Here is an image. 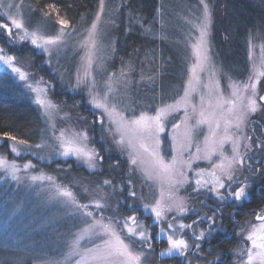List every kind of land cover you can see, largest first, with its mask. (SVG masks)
Instances as JSON below:
<instances>
[{"label": "rangeland", "instance_id": "rangeland-1", "mask_svg": "<svg viewBox=\"0 0 264 264\" xmlns=\"http://www.w3.org/2000/svg\"><path fill=\"white\" fill-rule=\"evenodd\" d=\"M240 1H248L260 6L262 13L254 19L246 33V70H240L233 61L230 62L231 69L237 68L244 72L238 76L236 73L233 74L234 72L231 73L223 61V55L231 54L229 43L231 35L229 37L222 25L228 1L206 0L211 12V24L207 36L210 61L203 71L197 69L200 82L196 86V92L190 97L187 116L185 108L181 106L178 111L172 112L165 118L164 131L159 134L160 144L157 150L165 162H170L173 155H176L178 161L181 159L191 161L192 165L189 168L186 164L181 166L178 163L177 172H183L184 175L174 177V180L181 181L180 183L170 184L166 180L148 178L144 169H150V157L139 148V141L133 140L135 148L127 143L123 145L117 143L120 137L115 134V125L110 122L103 109H96L90 103L92 96L89 94V89L93 88L92 94H98L101 100L105 93L108 94L110 109L115 107L116 112L119 113L116 119L123 117L125 120H131L139 117L141 113L154 116L157 109L175 104L184 96L185 86L192 75L190 69L195 63L192 44L196 43L199 36V31L194 25L200 24L203 15L200 0H162L161 6L158 5L156 10L154 8L152 18L148 22L143 19L140 21V18L137 21L134 20V25L140 28L144 35L162 45H159V55H162V59L155 52L156 55L151 53L146 60L138 64L120 57L114 59L116 52L114 28L123 17L124 23L130 19L129 13L123 15L119 12L121 11L120 0H104L103 12H100V0H97L95 11L89 20L86 21L84 17H80L75 23H69L57 11L48 13L51 12L50 9L46 11L47 15L46 12L37 13L28 0H2L0 24H9L12 28V39L16 38L17 32L23 34V30H17L11 25L4 15L9 12L20 19L29 32L39 30V35L61 36V39L56 44L49 45L48 51L36 48L30 40L20 41L15 46H10L7 31L0 29V48L4 49L7 55L17 57L15 61L17 66L30 73V81L34 85L36 81H40L41 86L47 89V95L44 98L56 105L51 116H46L44 110L34 102L36 94L26 88L24 82L16 81L18 88L22 87V90L28 94L29 104L36 109L43 126L38 143L28 142L31 148L22 149L19 156L10 150L12 141L8 139L5 141V138L0 136V146L2 142H5V146L0 147V156L20 166V171L17 173L18 180L12 179L3 169H0V264H76L79 256H69V247L78 231L85 227V221L91 223V218L83 216L82 210L78 211L74 206L68 205L63 197L58 196L54 184L71 190L80 204H87L90 200L102 196L107 204L102 213L94 210V206H90L88 211H93L97 219L102 214L105 217V223L108 222V217L113 218L114 224L118 222L117 231L125 242L131 245V250L145 254L142 257V264H212L218 257L222 259L223 264H248L246 250L251 247V243L246 240V237L251 226L260 223L257 216H264V208L256 213L244 227L237 230L235 249L225 252L224 256L220 252L210 253L217 246H209L215 245V243L212 244L211 237L217 231L222 232L218 226L221 206L226 202L240 206L242 202L229 199L222 203L215 192L211 191L212 177L209 173L214 170V164L221 162L219 151L212 156L211 160L194 158L197 155L203 157L204 140L209 135L207 124L197 125L201 107L200 96L203 95L205 98L206 109L209 99L215 104L221 94L225 99H234L230 85L250 82L249 77H252L251 83H256V99L261 107L256 113L249 115L243 126V134L251 137L249 143L252 147L246 152L244 165L237 168L235 173L237 183L233 184L232 191L237 190L241 184H249L246 181L249 173L248 158L261 147L262 137L254 133L253 124L259 122L264 125V101L259 100L260 96H264V77L257 81L253 66L264 71V65H261L260 48V45L264 44V0ZM9 4L14 7L9 9ZM98 12L100 19L96 21ZM61 19L66 20L68 24L62 25L59 22ZM93 22L97 23V29L92 38L95 41L94 48L89 39ZM61 29H63V35H61ZM125 29L129 31L128 28ZM89 54L92 60L91 68H87ZM0 68L4 70L3 65H0ZM86 68L89 76L77 87V76L79 74L81 78H84ZM178 75L181 76L178 77ZM210 81L215 89L211 96L208 88L205 87ZM109 87L111 92H108ZM244 95L246 97L251 95V89ZM239 104L240 102L237 101L238 106ZM192 105L196 106V112H193ZM174 124L180 127L174 129ZM96 126L98 128L95 131ZM186 126L194 128L192 146L184 149L182 154L179 151L174 152L173 136L182 138ZM61 130L87 131L88 147H94L104 158L103 150L99 148L101 145L107 155L124 162L125 183H119L113 187V185L102 183L110 179L99 182L92 176L90 178L87 175L76 174L73 167L82 168L88 173L99 172L102 170L103 159L96 169H89L75 156L58 155L59 143L56 137ZM232 131L236 130L232 129ZM239 134L237 132V135ZM127 139L128 137L126 141ZM145 142L150 148L154 147L153 140ZM36 145H42V147L36 148ZM243 145L242 140V152L245 151ZM197 147H200V153H197ZM222 151L224 156L230 157L231 143H225ZM138 153L142 155L145 163L133 165L131 159ZM28 162H31L34 167L23 168V165ZM50 162L56 163L51 165L52 170L44 166ZM216 171L219 175V170ZM41 174L54 179L53 181L31 180L32 176ZM198 179L208 183H202L198 187L196 185ZM85 187L88 189L87 192H84ZM220 191L227 195L225 189ZM131 192H135L136 195L133 197L130 195ZM206 198L213 201V207L208 208L204 202ZM173 199L183 200L188 210L179 213L173 208L171 212H166L160 221L155 219V214L151 211L143 210V205L154 206L158 200L162 203H171ZM217 209L220 211H215ZM214 211V222L209 221L206 217L213 216ZM189 215L195 217V223L194 221L187 223L185 217ZM132 216H135L137 221L148 230L151 239L147 243L152 245L151 249L147 248L146 243L139 242L138 236L133 239L128 238L127 229L123 228V225L125 218ZM232 220L236 219L233 217ZM169 222L176 225L179 223L192 225L191 228L184 229L182 233L177 232L175 237L180 238L182 235L192 245L184 257L159 255L168 247L166 236L172 234V230L167 229ZM234 222L237 224L236 221ZM128 225L134 226L132 221H128ZM161 228L166 230L164 235L160 234ZM201 231L205 233V236L197 239ZM224 237L228 238L229 233ZM103 238L107 239V237ZM100 242V239L96 237H92L89 242L86 237L80 243L82 247H92L93 243ZM196 245H199V248ZM205 246L207 248L203 251ZM239 249L245 250L244 255H238Z\"/></svg>", "mask_w": 264, "mask_h": 264}, {"label": "snow or ice", "instance_id": "snow-or-ice-1", "mask_svg": "<svg viewBox=\"0 0 264 264\" xmlns=\"http://www.w3.org/2000/svg\"><path fill=\"white\" fill-rule=\"evenodd\" d=\"M200 4L203 6V15L201 22L198 25H194L199 31V36L196 40V43L192 44L193 56L195 63L191 66V73L184 91V96L175 102L173 105H165L156 110L154 116H149L146 113H141L139 117H136L131 120H125L123 117L116 119L115 117L119 116V113L116 112L115 107L110 109L108 104V94L105 93L102 100L98 98L97 95H93V88L89 89V94L92 96L90 103L96 109H103L104 113L108 115V118L112 124L115 125V134H118L120 139L117 141L118 144L127 143L130 147L135 148L133 140L139 141V148L143 150L144 153H147L150 157V169H144L148 178H157L162 181H168L171 183H180L181 181L174 180L176 175L183 176V172H177V164L181 166L187 165L191 168V161H184L181 159L177 160V156L173 155L170 162H165L163 157L160 156L158 152V147L160 144L159 134L164 131V120L172 112L178 111L181 106L185 108L187 116V106L189 104L190 97L192 93L196 92L197 85L199 84V76L197 75V69L203 71L210 61L208 56V47H207V36L208 29L211 24V12L209 10V4L206 0H200ZM3 6L2 0H0V7ZM9 9L14 7V5L9 4ZM50 8H55V5H49ZM104 9V0H100V12H103ZM7 19L11 22V25L17 30H23V34L17 32L16 38L12 39V28L9 27V24L2 23L0 24V29L7 31V36L10 46H15L20 41H29L38 49H43L48 51V46L56 44L60 41L61 36L56 37H45L38 34V31L29 32L25 27L24 23L13 16L10 12L4 14ZM47 15V13H46ZM100 13H97L96 21H99ZM62 25H67L66 20L61 19L59 21ZM97 29V23L93 22L91 30L89 32V39L91 40L92 47H95V41L92 39L95 35ZM61 35H63V29H61ZM250 48L252 47L251 37L249 38ZM261 48V65H264V44L260 45ZM251 56V52L249 53ZM17 60L16 56L7 55L5 50L0 48V65L4 66L5 73L9 74L15 81L24 82V86L28 88L32 93L36 94L35 103L39 105L43 110L46 116H51L52 110L56 108V105L53 104L50 100H47V89L41 86L40 81H36L35 85L30 81V73L26 72L23 68L17 66L15 61ZM92 60L91 54L88 57L87 68H91ZM254 73L256 80L259 81L261 77H264V71L260 68H257L255 65ZM87 68L84 72V78H81L78 74L77 76V87L84 83L86 78L89 76ZM43 78H41L42 80ZM252 77H249L250 82L243 83H233L230 85L232 89V97L234 99H225L223 95L216 100V103L213 104L212 100L209 99L207 109L204 107L205 98L203 95L200 96L201 107L199 110V119L197 120V125L207 124L209 127V135L205 137L204 148H203V157L200 155L195 156V159H205L211 160L212 156L219 151L221 162L219 164L213 165V171L209 173L212 177V188L211 191L215 192L218 200L220 202H225L229 199L236 202H245L250 199L249 188L250 185L247 183L241 184L237 190L232 191L233 184L237 183L235 173L238 166H243L245 163L246 152L251 150V137L245 136L243 134V126L247 121L251 113H256L260 109V105L257 103L256 94L257 88L256 83H251ZM93 86L95 81L93 80ZM2 86V85H0ZM208 88L209 95L211 96L212 92L215 90L212 87V82L210 81L209 85H205ZM251 89V95L245 96L244 93L248 92ZM108 92H111L109 87ZM259 100L264 101V96H260ZM237 101L240 102L239 106ZM246 101V103H245ZM193 112H196V106L192 105ZM221 123H223V128H221ZM55 127V125H53ZM103 127V125H102ZM180 125L174 124L173 128H179ZM235 129L236 131H232ZM194 128L185 127V131L182 138H177L173 136V151H179L181 154L184 149L191 148L192 146V133ZM237 132L240 134L237 135ZM4 137H7L8 140L12 141L10 145V150L12 153L17 156L21 155L22 149H30L31 145L28 144V141L18 139L16 136H12L9 133L5 132ZM126 137H128L126 141ZM59 148L58 155L63 157L75 156L77 160H82L89 169H96L100 164V161L103 157L100 153L94 148L88 147L89 136L87 131H74V130H61L59 135L56 137ZM146 140H153L154 147H149L145 142ZM244 141L245 151H241V141ZM231 143V152L230 157L224 156L223 146L225 143ZM260 150L264 151V140L260 141ZM36 148H41L42 145H36ZM200 147H197V153H200ZM133 165L144 164L145 161L141 154H137L131 159ZM34 167L31 162H28L23 165V168L29 169ZM0 169H3L12 179L18 180L19 177L17 173L20 171V166H18L14 161L9 162L5 157L0 156ZM219 170V175L216 170ZM203 172V170H201ZM200 175V173H198ZM53 177L44 176L43 174L39 176H32L31 180H48L53 181ZM227 181V183H226ZM103 185H111L110 180H104ZM131 183V181H129ZM203 184H207V181L198 179L196 180V185L199 187ZM56 194L65 199V202L74 206L78 211L82 210V215L85 217L91 218V223L85 221V227L80 229L71 241L69 247V256H79V259L76 261V264H142V257L145 255L143 252L135 253L131 250V245L125 242V239L117 231V224H114L113 218L108 217L107 223H105V217L101 214L100 218L97 219L93 215V211H88L90 206H94V210L100 211L107 207V204L104 202V198L101 196L98 199H92L87 204H80L75 196V194L69 190L67 187L62 185H53ZM99 187V186H98ZM220 189H225L227 195L224 192H221ZM87 187L84 188V192H87ZM130 195L133 197L136 195L135 192H131ZM131 207V205L129 206ZM175 208L179 213H184L188 209L184 206L183 200L173 199L171 203H162L161 201H156L154 206L143 205L144 211H151L155 214V219L160 221L166 212H171ZM215 211H220L217 209ZM215 211L213 216L206 217L209 221L215 219ZM176 219V218H174ZM259 224H254L251 226L249 234L246 237L247 241H250L251 247L246 250L247 262L248 264H264V216H257ZM128 221H132L134 226H129ZM195 223V221L193 222ZM192 225L179 223L178 225L169 222L167 224V229L172 230L171 235H167V244L168 247L166 250L160 252V256L173 257L179 255L184 257L185 253L189 251L192 247L189 241L184 239L181 235L180 238H175L177 232L182 233L184 229L191 228ZM123 228L127 229L128 238L133 239L134 237H139V242L146 243L147 248L151 249L152 245L147 243L151 237L148 235V230L144 228L142 223L137 221L135 216L126 217ZM143 229V230H141ZM166 233L165 228L160 229V234L164 235ZM205 233L200 232V237L203 238ZM88 238V241L91 242L92 237L100 239L99 244L93 243L92 247H82L81 241L85 238ZM103 237H107L104 239ZM199 248V245H196ZM244 249L238 250V255H244ZM212 264H223L221 258H217L216 261Z\"/></svg>", "mask_w": 264, "mask_h": 264}, {"label": "trees", "instance_id": "trees-1", "mask_svg": "<svg viewBox=\"0 0 264 264\" xmlns=\"http://www.w3.org/2000/svg\"><path fill=\"white\" fill-rule=\"evenodd\" d=\"M31 3L32 8L37 13H59L69 23H75L80 17H84L85 20H89L95 11L97 0H28ZM121 8L119 11L121 14L129 13L127 23H124V17L114 28L115 35V50L114 59L122 58L131 60L137 64L146 60L148 55L157 52L159 55L160 43L154 39L144 35L142 30L134 25V20L137 21H149L152 18V14L157 9V6H161L162 0H120ZM228 3L225 6V14L222 21V25L225 31L229 34V43L231 54L228 56L223 55L224 65L231 73L242 75L247 67V56L245 51L246 33L253 24V21L262 12V8L248 1L240 0H227ZM49 5H55V8H50ZM163 5V4H162ZM47 13V12H46ZM129 26V27H127ZM125 28H128L126 30ZM230 30L232 33L230 34ZM162 46V45H161ZM29 54V53H28ZM156 55V54H155ZM159 57L162 59V55ZM156 58V56H155ZM228 58V59H227ZM240 68L231 69L230 62ZM44 72V70L42 71ZM181 75H178L180 77ZM0 136L4 137L5 132L12 136H16L18 139L26 140L33 144L38 143L40 134L42 132V123L36 109L29 104L30 98L28 94L22 90V87L18 88L16 81L3 69L0 68ZM81 108V106H80ZM92 117V116H90ZM254 133L262 137L264 140V125L259 122L253 124ZM98 126L94 127L96 131ZM5 142H2L3 146ZM0 146V147H2ZM5 146V145H4ZM99 148L103 150L105 157L102 162V170L99 172L88 173L82 168L73 167L76 174L87 175L91 178H95L99 182L103 179H110L111 185H117L119 183H125L124 162L118 158L107 155L104 148L100 145ZM55 162L49 164H41L47 167L49 170L53 169ZM56 164V163H55ZM248 177L246 181L250 184L249 192L250 199L242 202L240 206L231 205L228 202L221 206V215L219 217V229L222 232H215L211 237L212 244L215 243V249H219L220 254L235 249L236 242L235 237L237 230L244 227L247 222L254 217L256 213H259L264 208V151L258 148L248 158ZM115 192V191H114ZM117 196H119L117 192ZM206 205L213 207V201L206 198L204 200ZM127 203V201H126ZM125 203V204H126ZM116 214L117 212L114 211ZM114 212H111L114 214ZM236 220H232V218ZM193 215L185 217L187 223L193 222L195 219ZM237 224H235V222ZM198 223V222H197ZM229 233V237L224 236ZM214 245V244H213ZM206 247V246H205ZM47 249V247H45ZM49 249V248H48ZM47 249V250H48ZM205 249L203 248V251ZM50 251V250H48ZM224 256V255H223ZM226 256V255H225ZM29 264V263H26ZM225 264V263H224ZM228 264V263H227Z\"/></svg>", "mask_w": 264, "mask_h": 264}, {"label": "flooded vegetation", "instance_id": "flooded-vegetation-1", "mask_svg": "<svg viewBox=\"0 0 264 264\" xmlns=\"http://www.w3.org/2000/svg\"><path fill=\"white\" fill-rule=\"evenodd\" d=\"M210 247H214L215 245H209ZM207 247H204V249H206ZM215 248V247H214ZM205 251V250H204ZM219 252V249H214L212 251H210V253L212 254H215V253H218Z\"/></svg>", "mask_w": 264, "mask_h": 264}]
</instances>
